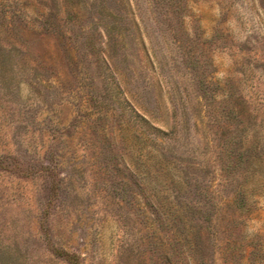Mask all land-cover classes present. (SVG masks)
Wrapping results in <instances>:
<instances>
[{"label": "rangeland", "instance_id": "rangeland-1", "mask_svg": "<svg viewBox=\"0 0 264 264\" xmlns=\"http://www.w3.org/2000/svg\"><path fill=\"white\" fill-rule=\"evenodd\" d=\"M0 264H264V0H0Z\"/></svg>", "mask_w": 264, "mask_h": 264}]
</instances>
